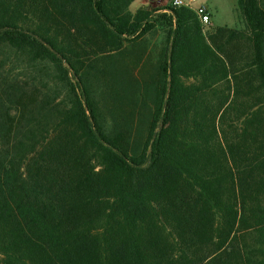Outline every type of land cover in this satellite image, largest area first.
I'll return each instance as SVG.
<instances>
[{
	"label": "trees",
	"instance_id": "trees-1",
	"mask_svg": "<svg viewBox=\"0 0 264 264\" xmlns=\"http://www.w3.org/2000/svg\"><path fill=\"white\" fill-rule=\"evenodd\" d=\"M133 0H0V264H264V0L245 30ZM147 136L109 131L88 54L158 25Z\"/></svg>",
	"mask_w": 264,
	"mask_h": 264
},
{
	"label": "rangeland",
	"instance_id": "rangeland-1",
	"mask_svg": "<svg viewBox=\"0 0 264 264\" xmlns=\"http://www.w3.org/2000/svg\"><path fill=\"white\" fill-rule=\"evenodd\" d=\"M206 2L213 16L212 24L203 30L206 36L219 27L245 30L238 0ZM170 5V0H133L129 8L135 13L146 6L157 16L168 12ZM167 31V26L160 24L134 42L125 43L120 50L85 56L89 86L102 121L109 131L128 130L134 146H141L148 134L159 64L168 44Z\"/></svg>",
	"mask_w": 264,
	"mask_h": 264
},
{
	"label": "built area",
	"instance_id": "built-area-1",
	"mask_svg": "<svg viewBox=\"0 0 264 264\" xmlns=\"http://www.w3.org/2000/svg\"><path fill=\"white\" fill-rule=\"evenodd\" d=\"M171 6L186 7L194 11L203 27V30L212 24V12L206 0H170Z\"/></svg>",
	"mask_w": 264,
	"mask_h": 264
}]
</instances>
